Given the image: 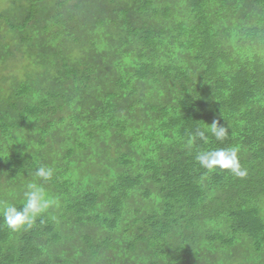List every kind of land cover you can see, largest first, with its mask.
I'll list each match as a JSON object with an SVG mask.
<instances>
[{
  "label": "trees",
  "instance_id": "1",
  "mask_svg": "<svg viewBox=\"0 0 264 264\" xmlns=\"http://www.w3.org/2000/svg\"><path fill=\"white\" fill-rule=\"evenodd\" d=\"M0 264H264V0H0Z\"/></svg>",
  "mask_w": 264,
  "mask_h": 264
},
{
  "label": "clouds",
  "instance_id": "2",
  "mask_svg": "<svg viewBox=\"0 0 264 264\" xmlns=\"http://www.w3.org/2000/svg\"><path fill=\"white\" fill-rule=\"evenodd\" d=\"M207 129L218 141L226 139L229 128L221 125L219 121L208 124ZM205 143H208V136L204 130L197 129L196 134ZM195 137L189 138L187 146L192 147ZM237 147L209 148L198 152L196 160L203 168L214 171L216 169L228 170L236 176L244 177L246 170L242 168ZM54 170L51 167L40 166L35 172V177L42 180H51ZM57 200L49 195L42 184L35 181L26 184L23 192V201L20 207L15 204L4 203L2 215L4 224L13 232L31 229L37 218L46 212Z\"/></svg>",
  "mask_w": 264,
  "mask_h": 264
},
{
  "label": "rangeland",
  "instance_id": "3",
  "mask_svg": "<svg viewBox=\"0 0 264 264\" xmlns=\"http://www.w3.org/2000/svg\"><path fill=\"white\" fill-rule=\"evenodd\" d=\"M6 1H7V0H3V2H5V3H6Z\"/></svg>",
  "mask_w": 264,
  "mask_h": 264
}]
</instances>
